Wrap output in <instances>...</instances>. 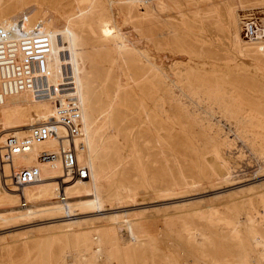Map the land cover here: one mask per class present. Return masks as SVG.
<instances>
[{"label":"rangeland","instance_id":"obj_1","mask_svg":"<svg viewBox=\"0 0 264 264\" xmlns=\"http://www.w3.org/2000/svg\"><path fill=\"white\" fill-rule=\"evenodd\" d=\"M67 1L0 0V27L21 17L19 13H24L22 16L27 17L28 25L31 24L37 12L50 23L53 22L55 26L51 25L48 28L50 30H45L50 45L46 56L50 82L55 86H59L63 82L62 68L65 62L73 66L71 68L74 79H76L75 91L70 97H57L50 102L38 101L30 91L24 90L19 91L18 96L20 97H15L16 93H13L6 95L3 102H0V145L4 144L10 136L19 139L30 137L31 129L36 125L48 124L51 131L48 141L32 142L28 154L14 156L11 164L0 165V264H47L44 250L39 249L40 245H46L50 255L56 253L58 257L60 256L57 262L53 261L51 264H76V259L85 247L90 251L86 264H109L106 261L107 250L100 255L101 259H97L94 255L95 252L100 251L101 246L108 249V246L114 244V240L110 238H119L118 235L123 240L118 239V244L122 248L128 244L132 237L138 243H143L145 248L143 257L149 264H264L257 251L259 247L255 248L250 240L252 237H257L264 245V205L262 202V198H264V126L256 121L257 118L264 120V115L257 114L264 110V105L260 112H249L248 119L253 116V120L251 119V123L244 124H238L235 117L230 114L226 115L220 110L213 111L214 116L210 118L202 110L190 109V115L186 117L185 113H180L174 107L167 108L169 110L166 114L170 116V122L164 131L159 132L161 135L155 130H147L144 125H139L132 119L134 117L138 119L140 114L144 119L146 116L147 110L139 107L140 98L135 96V92H137L140 97H145L151 90L152 79L148 80V74L143 72L145 67L132 65L133 68L127 67L129 69L124 70L126 72L125 80H118L119 77L116 74H111L108 77L109 80H104L102 84L96 80L100 72L97 68L100 66L96 67L95 74L85 75L83 69L87 67L86 62L81 61L84 58L78 51L85 44L87 46L92 44L88 40L90 39L88 32L81 31V24L86 16V5L83 4V0ZM261 1L228 0L229 7L234 10H252L254 8L252 5H258ZM119 2H137V0H117V3ZM67 6L68 8H66ZM134 12L135 14L139 13L137 10ZM248 15L251 18L253 13ZM202 16L204 17L202 20L205 21V16ZM202 16L201 18H203ZM140 20L143 21L142 24L138 23ZM140 20L138 18L131 19L130 37L146 54L151 55L156 63L160 64L162 62L160 60L161 53L167 47V39H170L173 44L174 34L171 35L170 32L168 35L161 22L149 24V18L148 21ZM140 25L142 29H140ZM37 26L44 27L42 20L37 23ZM92 27L95 31L97 25L94 24ZM71 29L73 30L71 31ZM227 32L229 33V31ZM187 34L185 40L188 48L192 50L193 47H196L200 54L202 42H204L203 37L207 34L203 33L202 37L200 30L195 32L198 35L197 38L189 32ZM66 45L68 46L66 47ZM211 50L215 52L214 49ZM261 58L264 61V57ZM133 63H137V61ZM262 76L264 75L260 73L258 78L262 79ZM115 79H117L116 82ZM230 83L252 90L253 94L258 95L264 101L263 82L233 75L230 77ZM86 98L91 99L95 109L102 106L105 108L106 102L110 99L113 106L115 104V110L113 109L115 114L113 113L112 129L108 126L101 128V125L89 124L85 127L87 128L84 131L85 135L83 134L85 139L82 138L83 142H80L79 157L83 162L85 158L89 159V175L92 179L93 190L96 195L98 194V199L89 201L86 186L80 183V179H76L73 181V188L68 190L67 197L70 201L67 204L63 199L55 198L56 191L65 186L56 170L57 159L50 163H43L39 159V155L43 151L54 152L57 155V151L63 146L67 148L71 144V140L75 139L74 136L77 132L75 121L77 112L81 105L87 102ZM179 98L182 97L179 96ZM165 102L166 104L170 103L168 98L165 99ZM71 103L72 106H70ZM15 107L16 109H14ZM51 110L53 111L51 112ZM83 111L86 112L85 108ZM62 114L67 115L69 127L60 122ZM45 115L51 118L49 119ZM84 115V118L89 116L88 114ZM189 116H193L194 119ZM195 117L201 118V121L198 122ZM118 122L123 125L119 126ZM183 123H186L185 126ZM62 126L63 128H61ZM64 127L66 128L64 129ZM88 129L89 131H87ZM139 130L140 132H138ZM246 132L248 133L246 134ZM151 136L153 140H151ZM145 148L150 149L147 150L150 153ZM89 149L91 150L89 151ZM85 152L90 155L88 156ZM218 152L221 153L219 158L217 157ZM94 160L96 161L94 162ZM31 167L39 168L38 181L20 187L7 185L9 181L7 177L14 170ZM108 167L111 170L109 176L104 171V168ZM143 168L148 183L144 179ZM180 173L188 177L187 184L181 181ZM113 180H116V183H123L126 190L118 192L116 183H112ZM116 212L129 220L131 227L128 231L120 232L118 228L110 225V218ZM70 222L71 225H69ZM192 227L199 231V237L197 240L187 241L185 239L187 229ZM106 231L112 237H109L105 242V239L103 240L101 237ZM47 257L49 258L48 253ZM111 262L123 264L121 258ZM125 262L133 264L128 258Z\"/></svg>","mask_w":264,"mask_h":264},{"label":"bare ground","instance_id":"obj_2","mask_svg":"<svg viewBox=\"0 0 264 264\" xmlns=\"http://www.w3.org/2000/svg\"><path fill=\"white\" fill-rule=\"evenodd\" d=\"M255 1L259 2L260 0H255ZM82 2H83V4L86 5V10H85L86 16H85V19L83 21V24H81V28H82L81 31H87L88 32V34L90 36V39H88V40H89V42L92 43L91 45L89 44L88 46H87V44H85L84 47H81L78 51V53L80 55H82L84 58V59H81V61L82 62L85 61L86 66H87V67H84L83 73L85 75L95 74V72H97L96 67L100 66L99 68H97L98 70H100V72L97 75L96 80L98 81V83L101 82L100 84H102V82H104V80H107L109 75H111V74H113V75L116 74V76L119 77L118 80L119 79L125 80L124 78L126 76V72L124 70L129 69V68H133L134 65H137L138 67H145V68H143V72H146V74H148V80L150 78L152 79V83L150 85L151 90H150L149 94H147V96L140 97V95H138V93L135 92L136 93L135 96L140 98L139 107L145 108V110H147V111H146L145 119L141 117V114L138 115V119H136V117H134L135 119L131 117L134 120V121L132 120L133 122H136L139 125L141 124L142 126L144 125L147 130H150V131L155 130V131H157V133H159L161 131H164L167 127L168 122H170L169 121L170 116H168L166 113H167V110H169L172 107H174L176 110H179L180 113H185L186 117H187V115H190L189 114L190 109L191 110L193 109L194 111H198V110L205 111L206 116H208L210 118H213V116H214L213 111L220 110V111H223L226 115L230 114L232 117H235L238 124L251 123V121L253 120L252 119L253 116L251 118L249 117V119H248L247 114H249V112H255V113L260 112V110L262 109V106L264 105V101L258 95L253 94L252 90H250L246 87L243 88V86H241V85L231 84L230 83V77L233 75L234 76H240V77H243L244 79H250L252 81H256V82L260 81V82L264 83V76H262V79L258 78L260 73H262L264 75V61L261 58V57H264V0H262L261 3H259L258 5L257 4L252 5L254 7L252 10H245V9L234 10L231 7H229L228 0H137V2H123V3H120V2L117 3V0H83ZM68 6L66 8H68ZM135 10H137L139 13L135 14V12H134ZM38 13L39 12L35 13L31 24H29L30 27L37 26V23L40 20H42V24L44 25V27L42 26V28H40L43 31H45V30L47 31V29L50 28L51 25L55 26V25H53L52 21H51L52 23H50L47 19H45L44 17H42ZM250 13H253L254 17L252 16L250 18V15H248ZM19 14L22 16L24 13H19ZM31 14H32V12H31ZM47 14H50V13L47 12ZM200 15L201 16L204 15L206 20L203 21L202 19H204V17L202 16L203 18H201ZM132 18H138L139 20L140 19H146L147 20L149 18V21L147 20L149 22V24L154 23V22H161L164 30L167 32L168 35L170 34V32H171V35H172V33L174 34L173 36H174L175 40L172 38V40H174L173 44L171 43L170 39H167V47L165 48L163 53H161L162 56H161L160 60H162V62L160 64H159V62L156 63L154 61V59L151 58V55L146 54V52L143 49H141L137 44H135L136 41L134 40L135 41L134 42L131 39L129 33H130V26H131V19ZM51 20H53V19H51ZM134 21H135V19H134ZM138 23L142 24L143 21L140 20ZM138 23H137V25H138ZM94 24L97 25V28L95 30L96 32L94 31L93 27L91 28V26ZM37 27L39 28V26H37ZM139 27H140V29H142L141 25ZM48 30H50V29H48ZM72 30L73 29H71V31ZM77 30H79V29H77ZM196 30L201 31L202 37H203V33L207 34L203 37L204 42H202L203 45L201 46L200 54H198L196 47L195 48L193 47L192 50H190L188 48L187 41L185 40V36L188 35L187 32L191 33V35H193V37L197 38L198 35L195 34ZM46 31H45V33H46ZM227 31H229V33ZM78 32H80V31H78ZM68 33H69V30H68ZM161 35H163V34H161ZM72 36H74V35H72ZM167 38H168V36H167ZM194 40H195V38H194ZM75 42H76V39H75ZM137 43H138V41H137ZM80 44H81V41H80ZM148 44H150V43H148ZM70 45H72V44H70ZM67 46L68 45H66V47ZM155 47H157V46H155ZM206 48H208V49H206ZM210 48L214 49L215 52H213ZM76 49H77V47H76ZM60 50H62V49H60ZM134 61H137V63H133ZM71 67L73 68V66H71ZM127 67H129V68H127ZM57 72H58V70H57ZM116 80L117 79H115V82H116ZM91 82H93V81H91ZM130 91H131V89H130ZM15 93L16 94H14V96L17 97L19 92L18 93L15 92ZM124 96H126V95H124ZM179 96L182 98H179ZM18 97H20V96H18ZM166 98H168L170 103L166 104V102H165ZM88 99L89 98H86L87 102L85 104H82L80 107V110L77 112V119L75 120L76 125H77V129H76L77 132H76V135L74 136L75 139H72V140L70 139L71 144L66 149H68L69 147H71V145H73V148L75 149V152H76L78 167L87 170V179L86 180L80 179L79 181L82 185L86 186L87 194L89 196V201H91L94 199L97 200L98 194L96 195L95 191L93 190L94 187L91 183L92 179H91V176L89 175L90 162H89L88 157H87V159L85 158L84 162L79 157L80 142L81 141L83 142L82 138L85 139L83 134H84V131L87 129L85 127L87 125L89 126V124L94 125V126L101 125V128H107V126H108L109 128L112 129L111 123L113 121V116H114L113 111L115 110L114 109L115 104L113 106V103L111 102V100L108 99V101L106 100L107 102H106L105 108H103V106H102L100 108L95 109V107L93 106L94 103L91 101V99H89V100ZM92 99H93V97H92ZM60 101H61V99H60ZM2 102H3V100H2ZM119 102H120V100H119ZM33 103H35V102H33ZM36 103H38V102H36ZM116 103H118V102H116ZM130 103H132V102H130ZM46 104H44V105H46ZM34 105H36V104H34ZM70 106H72V103ZM67 107H68V105H67ZM76 107H78V106H76ZM152 107H153V109H152ZM51 108H53V107H51ZM84 108H85L86 112L83 111ZM167 108H169V109H167ZM14 109H16V107ZM52 111L53 110H51V112ZM119 111H120V109H119ZM44 112H43V114H44ZM125 112H127V111H125ZM137 112H139V111H137ZM263 112H264V110L261 111V113H257V114L258 115L259 114L264 115ZM41 113H42V111H41ZM173 113H175V112H173ZM180 113H178V114L180 115ZM84 114H88L89 116L84 118V116H85ZM66 116L67 115H65V117ZM116 116H118V115H116ZM189 117L194 119L193 116H189ZM47 118H49V117H47ZM55 119H57V118H55ZM195 120H198V122H200L201 118L195 117ZM72 121H74V120H72ZM256 121L261 126H264V120H262L261 118H257ZM70 124H72V123H70ZM185 124H184V126H185ZM118 125L122 126L123 123L118 122ZM47 126H48V124H47ZM74 127H75V125H74ZM61 128H63V126ZM65 128L66 127H64V129ZM58 129H60V128H58ZM122 130H125V129H122ZM128 130H129V128H128ZM67 131H68V128H67ZM72 131H73V129L71 130V132ZM87 131H89V129ZM106 131H107V129H106ZM245 131H244V134H245ZM138 132H140V130ZM135 133H136V131H135ZM153 133H154V131H153ZM238 133H240V132H238ZM247 133L248 132H246V134ZM93 134L96 135V133H93ZM127 134L129 135V133H127ZM171 134H172V132H171ZM244 134H243V136H244ZM102 135H103V133H102ZM207 135H206V137H207ZM256 135H257V131H256ZM252 137H255V136H252ZM61 138H63V137H61ZM124 138H126V136H124ZM66 139H67V137H66ZM107 140L109 141L110 139H107ZM151 140H153L152 136H151ZM87 142H89V141H87ZM151 142H150V144H151ZM110 144H112V143H110ZM227 144H228V142H227ZM252 146H254V145H252ZM160 147H161V145H160ZM87 150H88V148H87ZM90 150L91 149H89V151ZM147 150H150V149H146V151ZM147 152H149V151H147ZM147 152H144V153H147ZM85 153H87V152H85ZM220 154L221 153H219V152L217 153L218 158L221 157ZM89 155L90 154H88V156ZM137 156H139V155H137ZM56 157H57L56 158L57 159L56 170L58 171V174L61 177V181L65 186H63V188H60L58 191H56V197L55 198L63 199L65 203L69 204L70 200H68V197H67L68 190L73 188V185H74L73 181L76 179L72 178L70 175L66 174L64 167H63V162H62L61 149L59 151H57ZM91 158H92V156H91ZM218 158H217V161H218ZM145 159L146 158H144V160ZM95 161L96 160H94V162ZM51 162H53V161H51ZM43 163H50V162L48 161V162H43ZM217 163H219V162H217ZM176 166H177V164H176ZM212 167H214V166H212ZM108 168H104V171H106L107 175L109 176V175H111V172H110L111 170H110V168L109 169ZM222 170H223V168H222ZM222 170H220V171H222ZM53 173H54V171H53ZM55 173H57V172H55ZM98 173H99V171H98ZM143 174H144V179L148 183L149 181H148V178L145 176V169L144 168H143ZM179 176L181 178V181L184 184H187V178L188 177H186L182 173H180ZM36 181H38V180H36ZM116 182H117L116 180H113L112 183H116ZM116 186H117L118 192H122V191L126 190L125 185L123 183L122 184L116 183ZM49 188H50V186H49ZM83 190H85V189H83ZM115 192H116V190H115ZM46 193H47V190H46ZM127 193H129V192L127 191ZM31 199L33 200L34 198H31ZM57 202H58V200H57ZM262 202L264 205V198H262ZM130 203H132V202H130ZM58 205H59V203H58ZM93 206H95V205H93ZM66 208H68V207H66ZM101 209H103V208H101ZM54 210H56V209H54ZM90 212H91V210H90ZM110 221H111L110 225H112V227H114L116 229L118 228L120 232L128 231L131 227L129 220L127 218H125L124 216L119 215V213H117V212L113 213V215L110 218ZM259 224H260V222H259ZM69 225H71V222ZM186 234H187V236L185 237V239L187 241L197 240L199 237V231L196 230L195 227L188 228ZM109 237H112V235L109 236L107 231H106L103 233V236L101 237V239H103V240L105 239L104 241L106 242L107 239H109ZM118 237L119 238H117V237L110 238V239L114 240L113 241L114 244H111L110 246H108V249H105L106 247L101 246L100 251L95 252L94 257L96 256L97 259L98 258L101 259L100 255L103 254L104 252H106V250H107L108 253L106 256L107 257L106 261L109 262V264H116L115 262H111V261L118 259V258H121V261L123 264H126L125 260L127 258L133 264H149L146 261V259L143 257L144 251H145V248L143 247V243L142 244L138 243L136 241V239L134 237H132L128 241V244L125 243L126 245L124 246V248H122L118 244V239H121V237L119 235H118ZM53 238H54V236H53ZM250 240L252 241L255 248L259 247V248H257V251L259 253L260 258L262 259V261L264 263V245H262V242L259 241L260 239L258 240L257 237H252ZM184 242L186 243V241H184ZM100 243H101V241L99 242V244ZM40 248H42V250H44V255H45L47 264H51V262H53V261L57 262L60 259V256L58 257V255L56 253L50 255V253L48 251V247L46 245H40L39 249ZM241 248H242V246H241ZM47 253L49 255V258L47 257ZM89 254H90L89 249L87 247H85L84 251H82L81 254L79 255V257L76 259L75 263L76 264H86L88 261ZM249 258H250V256H249Z\"/></svg>","mask_w":264,"mask_h":264},{"label":"built area","instance_id":"obj_3","mask_svg":"<svg viewBox=\"0 0 264 264\" xmlns=\"http://www.w3.org/2000/svg\"><path fill=\"white\" fill-rule=\"evenodd\" d=\"M50 45L45 32L37 26L30 27L27 17L21 16L14 22L0 27V102L6 95L19 91H30L38 101L70 97L75 91V79L72 68L64 63L63 82L55 86L47 73L46 56ZM63 54V58H64ZM69 127V120L62 114L61 121ZM51 131L47 125L32 127L31 136L19 139L7 138L0 145V165L11 164L12 158L30 152L32 142L42 143L50 139ZM63 167L67 175L75 179H87V170L79 168L73 145L61 148ZM54 152L43 151L39 155L41 162L56 160ZM39 177L37 167L14 170L7 177L8 186L20 187L34 183Z\"/></svg>","mask_w":264,"mask_h":264}]
</instances>
